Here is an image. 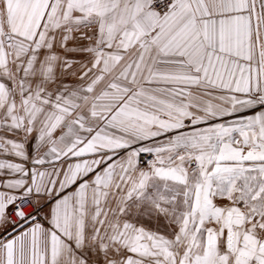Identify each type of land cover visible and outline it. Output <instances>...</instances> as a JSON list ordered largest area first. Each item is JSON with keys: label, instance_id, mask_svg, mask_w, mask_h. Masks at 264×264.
Returning a JSON list of instances; mask_svg holds the SVG:
<instances>
[{"label": "snow or ice", "instance_id": "obj_1", "mask_svg": "<svg viewBox=\"0 0 264 264\" xmlns=\"http://www.w3.org/2000/svg\"><path fill=\"white\" fill-rule=\"evenodd\" d=\"M0 264H264V0H0Z\"/></svg>", "mask_w": 264, "mask_h": 264}, {"label": "crops", "instance_id": "obj_2", "mask_svg": "<svg viewBox=\"0 0 264 264\" xmlns=\"http://www.w3.org/2000/svg\"><path fill=\"white\" fill-rule=\"evenodd\" d=\"M228 119H231V118H228ZM45 214H46V210H45V212H41L40 213L39 219H41V221H43V218H44Z\"/></svg>", "mask_w": 264, "mask_h": 264}, {"label": "built area", "instance_id": "obj_3", "mask_svg": "<svg viewBox=\"0 0 264 264\" xmlns=\"http://www.w3.org/2000/svg\"><path fill=\"white\" fill-rule=\"evenodd\" d=\"M144 159H145V160H148V156H147L146 154H144ZM26 211H31V209H30V208H29V209H26ZM12 218L15 219L14 216H13Z\"/></svg>", "mask_w": 264, "mask_h": 264}, {"label": "rangeland", "instance_id": "obj_4", "mask_svg": "<svg viewBox=\"0 0 264 264\" xmlns=\"http://www.w3.org/2000/svg\"><path fill=\"white\" fill-rule=\"evenodd\" d=\"M148 156V159L150 158L148 154H146Z\"/></svg>", "mask_w": 264, "mask_h": 264}]
</instances>
